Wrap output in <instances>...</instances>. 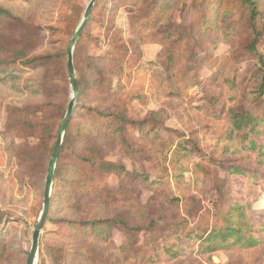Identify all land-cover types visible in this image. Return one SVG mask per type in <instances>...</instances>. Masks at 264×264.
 <instances>
[{
	"label": "trees",
	"instance_id": "16d2710c",
	"mask_svg": "<svg viewBox=\"0 0 264 264\" xmlns=\"http://www.w3.org/2000/svg\"><path fill=\"white\" fill-rule=\"evenodd\" d=\"M116 1L137 9L130 20L136 33L146 32L150 35L156 31L160 36L155 42L167 43L164 46L166 57L160 56L156 62L163 68L161 84L168 87L172 96L179 97L186 84L201 83L198 82L199 72L205 65L211 71L205 81L219 82L230 94L212 96L208 108H199L216 121L223 122L225 128L215 136L216 142L209 154L203 150V138L209 133L206 130L202 131L203 138L192 137L177 128L166 126L161 117L138 120L125 114L123 109L113 104L124 88L121 83V79H124L123 68L117 71L113 69L108 76L102 63L106 56L78 54L82 44L97 40L90 31L92 25L98 22L96 12L103 14L109 3L113 6ZM114 2L95 1L75 51L79 96L64 136L43 230L46 231L51 223L64 222L65 226L77 230L78 235L83 237L78 246L75 243L66 244L69 252L66 261L84 257L88 263L98 264L92 255V247L99 248L104 256L106 244L112 245V233L119 229L126 238L121 244L114 245L125 253L131 252L140 243V234L143 244L145 240L149 245L154 243L153 238L158 240L154 243L153 254L142 256L141 261L157 262L156 257L162 254L176 259L198 246V253L211 258L219 252H226L230 257L239 253L246 255V264H264V209L254 210L250 207L252 198L249 197V190L246 192L242 185L244 180H251L264 186V170L248 168L250 162L254 161L250 155L264 158V0ZM80 16L81 13L71 11L63 3L58 23L49 29L59 37L63 34L66 38L72 37ZM27 25L24 18L16 15L4 0H0V86L38 98L28 106L14 107L16 111H13L9 127L15 134L8 144L11 156L17 159V179L21 185L29 183L37 199L41 200L45 194L49 161L70 97L68 61L67 51L56 49L58 42L32 55L11 48V33ZM239 39L244 40L250 60L245 68L230 62L223 54H213L215 56L208 60L219 42L232 46ZM200 50L205 52L204 56ZM86 57L90 62L86 63L84 69L82 59ZM28 70L36 72L26 74ZM130 72L131 69L127 74ZM119 74V85L116 87L120 91H117L113 86V76ZM236 93L249 100L250 108L236 104ZM16 134L36 137L39 142L33 146L19 147L15 142ZM107 134H110L109 143L114 141L115 148L120 147L122 157L131 158L132 170L121 161L106 158L104 142ZM66 150L72 152L66 154ZM75 157L78 160H74ZM193 157L200 159L191 161ZM184 159L187 164H184ZM139 161L142 164L139 165ZM168 162L172 164V176L179 187L184 181L188 164L192 163L194 173L203 174L202 180L195 179V185L205 190H215L219 196L213 204L211 215L201 199L183 193L180 198L176 197L180 206L170 211L169 216L159 214L144 222H130L124 216L80 220L55 217L59 209L70 210L74 206L75 198L69 192L74 184L75 188H82L78 185L80 179L85 178L79 176L82 171L87 178L99 173L105 180L116 176L121 189L125 190L128 183L138 182L142 175H145V181H149L153 172L156 169L161 172ZM146 167H150L152 173ZM221 171L224 172L223 176L219 174ZM155 183H148V188L154 190ZM83 185L87 186L81 190L89 187L86 182ZM121 189L119 191L125 194L133 191ZM105 192L115 195L112 188L105 189ZM204 212L207 217L203 218ZM3 216L0 210V264H12L14 260H22L24 264L28 251L20 247L18 228L11 224V219L1 224ZM42 241L41 236V245ZM84 241L87 242L84 244ZM89 241H92V247ZM240 263L245 264L243 258ZM59 264L70 263L62 261Z\"/></svg>",
	"mask_w": 264,
	"mask_h": 264
},
{
	"label": "rangeland",
	"instance_id": "374dc122",
	"mask_svg": "<svg viewBox=\"0 0 264 264\" xmlns=\"http://www.w3.org/2000/svg\"><path fill=\"white\" fill-rule=\"evenodd\" d=\"M112 1L114 2V0ZM89 2L90 0H32L29 2L25 0H4V3L16 15L24 18L28 23L27 26L18 27L14 33H11L13 38L11 48L23 50L25 53L32 55L43 52L55 46L58 42V45L55 46L56 49L66 50L68 61L70 41L82 20ZM63 3L71 11L81 13L73 35L69 38H66L64 34L60 35V37L59 35H54L49 29L58 23ZM111 6L110 2L109 7L103 11V14L96 12L95 17H97L98 22L92 25L90 31L97 40L86 45L82 44L78 49V54L80 52L82 56H106L102 63L105 64L108 76L112 74L113 69L117 71L123 68L122 77L124 79H121V83H123L124 88L119 93L117 101L113 104L123 109L125 114L138 118V120L145 118L151 120L156 116L161 117L166 126L177 128L192 137L203 138L202 131L206 130L209 133L203 138V150L206 154H209L212 149L211 146L216 142L215 136L223 132L225 128L223 122L216 121L199 108L201 106L202 108H208L210 105L209 100L212 96L224 93L228 96L230 94L226 89L222 88L219 82L205 81L211 73L205 65L199 72L198 82L201 83L196 85L186 84L179 97L172 96L168 87L161 84L163 68L156 62L160 56L166 57L164 46L167 43L155 42L156 38L160 36L156 31H152L150 35H147L146 32L136 33L130 23L132 16L137 10L136 8L129 5L123 6L118 1L113 3V11ZM78 44L79 41L74 50V63ZM200 52L201 55H205L204 51L200 50ZM213 54H223L230 62L232 61L238 67L243 68L250 61L244 48L243 39L235 41L232 46L219 42L212 55L208 57V60L215 56ZM88 62H90L88 57L82 59L84 69ZM130 69L131 72L127 74ZM35 72V70H28L26 74H35ZM120 76L121 74L113 76V86L117 91H120L116 87L119 85L117 78ZM68 82L70 101V80ZM234 96L237 98L236 104L250 108L249 100L239 93ZM36 101H38V98L29 96L28 93H18L7 86H0V210L4 213L1 224L11 219V224H15L18 228L20 247L27 250L28 253L32 245L34 229L42 210L44 197L41 200L37 199L29 183L21 185L17 179V159L11 156L8 141L11 142L15 134V132L10 131L11 128L9 127L11 116L14 115L13 111H16L14 107L28 106V104H33ZM109 136L110 134L106 135L104 142L106 158L111 161H121L132 170L131 158L122 157L120 147L116 146L115 148L114 141L109 143ZM15 142L19 147L25 148L37 144L39 139L27 134H16ZM71 152L72 150H66L65 153L69 154ZM244 154L248 158V153L245 152ZM215 155L220 157L221 154ZM250 156L254 161L253 163L250 162L248 168L251 170H254V168L264 170V158ZM221 157L224 158L223 155ZM67 159L71 158L67 157ZM199 159V157H193L191 161ZM74 160L78 159L75 157ZM257 161L259 163H256ZM138 164L140 165L142 162L139 161ZM143 164L148 166L145 162ZM184 164H187L186 159H184ZM171 167L172 164L168 162L162 168L163 170L161 169V172L156 169V172H153V175L150 176L149 181H145V175H142L138 178V182L128 183V187L125 190L121 189L119 178L116 176H111L105 180L99 173L93 177L91 175L92 178L88 177L90 178L88 179L82 171L79 176L86 178L80 179L78 183L82 188H75L74 184L72 191L69 192L75 198L74 206L70 210L59 209L55 217H72L80 220L84 218L124 216L130 222L137 223L138 220L144 222L145 219L158 216L159 214L169 216L168 213L170 211H175L180 206L176 197L180 198L183 193H190L201 199L204 208L210 210L211 215L214 210L213 204L218 200L219 196L215 190H205L195 185V179L200 178L199 180H202L204 178L203 174L194 173L192 171V163L188 164L184 181L179 187L172 176ZM146 168H149L152 173L150 167ZM140 170L143 171V168L140 167ZM219 174L223 176L224 172L221 171ZM85 182L89 187L81 190L87 186L83 185ZM150 182H156L154 190L148 188V183ZM242 185L246 192L249 190V197L252 198L250 207L254 210L264 209V186L261 187L258 182L255 184L251 180H244ZM107 188H112L115 195H107L105 192ZM119 189L122 191L133 189V191L125 194L121 193ZM52 196L53 189L51 199ZM204 217H207L206 212H204ZM41 236L43 237V243L41 245L40 239L38 264H59L62 261L70 264H90L87 258L84 257L70 258L69 261H66V257L69 256L66 244L68 246L70 243H75L78 246L83 241V237L78 235L77 230L70 226H65L64 222L51 223L46 231H42ZM139 236L141 238L140 243L136 245L134 250L125 253L124 250L114 245L121 244L126 238L121 230L115 229L112 233V245L107 246L106 244L104 256L100 253V249L97 247L93 248L92 241H89L92 247V255L98 264H242L240 263L241 258L246 264L245 254L236 253L233 257H230L226 252H219L211 258L198 253V246L176 259L162 254L160 257H156L157 262L141 261L142 256L153 254L154 243L158 240L153 238L154 243L152 245L147 244L148 241L145 240L143 244L142 234ZM86 242L84 241V244ZM12 264H23V261L16 262L14 260Z\"/></svg>",
	"mask_w": 264,
	"mask_h": 264
},
{
	"label": "water",
	"instance_id": "95a60500",
	"mask_svg": "<svg viewBox=\"0 0 264 264\" xmlns=\"http://www.w3.org/2000/svg\"><path fill=\"white\" fill-rule=\"evenodd\" d=\"M96 0H90V2L87 5V8L84 12V15L82 17V20L80 21L71 41L69 44L68 48V75H69V80H70V85H71V98L68 103L67 111L64 116V119L61 123V126L59 128L58 132V138L56 141V144L54 146L49 166H48V171H47V176H46V184H45V194H44V201H43V206L42 210L38 219V222L35 226L34 229V234L32 238V245L28 253L27 257V262L26 264H38V258H39V253H40V239H41V234L43 231V227L45 224V220L48 215L49 207H50V202H51V195H52V189H53V183H54V176H55V170L57 167V163L59 160V156L62 150L63 142H64V136L67 131L69 122L71 120L74 107H75V102L78 97V84H77V72H76V67L74 63V50L75 47L81 37V34L85 28L86 23L88 22L91 12L93 10L94 4Z\"/></svg>",
	"mask_w": 264,
	"mask_h": 264
}]
</instances>
